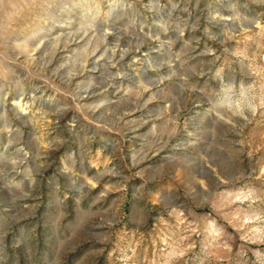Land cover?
I'll return each mask as SVG.
<instances>
[{
	"label": "rangeland",
	"instance_id": "obj_1",
	"mask_svg": "<svg viewBox=\"0 0 264 264\" xmlns=\"http://www.w3.org/2000/svg\"><path fill=\"white\" fill-rule=\"evenodd\" d=\"M0 264H264V0H0Z\"/></svg>",
	"mask_w": 264,
	"mask_h": 264
}]
</instances>
